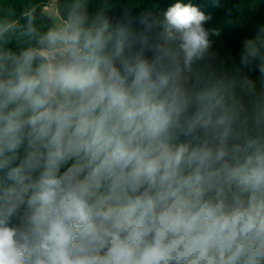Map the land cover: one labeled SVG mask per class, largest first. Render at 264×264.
I'll return each instance as SVG.
<instances>
[{"label":"clouds","instance_id":"clouds-1","mask_svg":"<svg viewBox=\"0 0 264 264\" xmlns=\"http://www.w3.org/2000/svg\"><path fill=\"white\" fill-rule=\"evenodd\" d=\"M210 19L0 21V264H264V26L233 74Z\"/></svg>","mask_w":264,"mask_h":264},{"label":"trees","instance_id":"trees-1","mask_svg":"<svg viewBox=\"0 0 264 264\" xmlns=\"http://www.w3.org/2000/svg\"><path fill=\"white\" fill-rule=\"evenodd\" d=\"M91 16L102 13L114 29L124 27L131 32L143 29L141 19L149 23L163 20V13L176 0H83ZM198 6L211 17L205 24L210 35L212 52L216 59L211 62L217 71L234 74L239 65L243 41L253 37L264 26V0H185ZM73 0H0V21L14 22L21 29L26 24V16L31 15L38 32L43 33L59 27L56 19L48 12L52 11L63 24L72 9ZM34 44L28 36L19 32L13 35L5 47L19 52ZM243 73L256 80L259 86L258 68L243 69Z\"/></svg>","mask_w":264,"mask_h":264},{"label":"rangeland","instance_id":"rangeland-1","mask_svg":"<svg viewBox=\"0 0 264 264\" xmlns=\"http://www.w3.org/2000/svg\"><path fill=\"white\" fill-rule=\"evenodd\" d=\"M55 19H56V22L58 23V26H61L62 25V23H61V21L60 20H58V18L56 17V15L50 10V11H48Z\"/></svg>","mask_w":264,"mask_h":264}]
</instances>
